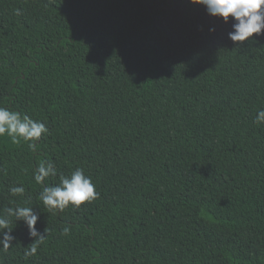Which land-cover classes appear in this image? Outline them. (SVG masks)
Segmentation results:
<instances>
[{"label": "trees", "instance_id": "obj_1", "mask_svg": "<svg viewBox=\"0 0 264 264\" xmlns=\"http://www.w3.org/2000/svg\"><path fill=\"white\" fill-rule=\"evenodd\" d=\"M232 23L190 0H0V106L49 130L36 153L0 139V215L32 206L46 234L26 255L10 222L0 264H264V34ZM41 160L98 198L48 211Z\"/></svg>", "mask_w": 264, "mask_h": 264}, {"label": "clouds", "instance_id": "obj_2", "mask_svg": "<svg viewBox=\"0 0 264 264\" xmlns=\"http://www.w3.org/2000/svg\"><path fill=\"white\" fill-rule=\"evenodd\" d=\"M191 3L202 5L209 15L220 17L224 23L232 18V31L228 33V39L233 43H242L253 37L264 34V0H190ZM214 31V29H210ZM254 123L264 124V108L258 109ZM45 123L29 117L27 114L10 110L7 106H0V139H7L11 144L26 143L30 152L36 153L38 141L48 133ZM57 169L50 160H41L33 172V179L38 185H42L39 199L48 211L62 212L70 205L79 208L85 203H91L98 198L99 193L91 177L86 176L82 168H76L70 176L61 175L59 183L45 185L44 181L50 176H56ZM25 188L12 186L9 193L13 196H23ZM14 218L10 221L9 218ZM39 214L32 206L16 205L4 209L0 215V249L7 251L15 237L11 234L13 227L10 222H23L28 229L30 238H35L36 244L26 255H34L40 242L46 234L37 230L36 224ZM68 228L63 229L67 234Z\"/></svg>", "mask_w": 264, "mask_h": 264}]
</instances>
